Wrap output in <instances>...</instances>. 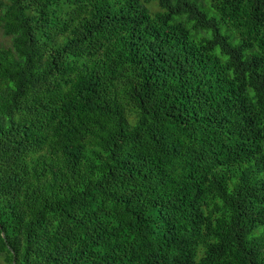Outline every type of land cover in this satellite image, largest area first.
<instances>
[{"label": "trees", "instance_id": "16d2710c", "mask_svg": "<svg viewBox=\"0 0 264 264\" xmlns=\"http://www.w3.org/2000/svg\"><path fill=\"white\" fill-rule=\"evenodd\" d=\"M5 264H264V0H0Z\"/></svg>", "mask_w": 264, "mask_h": 264}, {"label": "rangeland", "instance_id": "374dc122", "mask_svg": "<svg viewBox=\"0 0 264 264\" xmlns=\"http://www.w3.org/2000/svg\"><path fill=\"white\" fill-rule=\"evenodd\" d=\"M0 40H1V36H0ZM0 264H5L2 259H0Z\"/></svg>", "mask_w": 264, "mask_h": 264}]
</instances>
